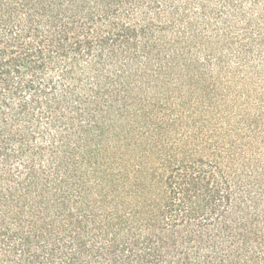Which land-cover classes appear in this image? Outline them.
Masks as SVG:
<instances>
[{
    "label": "trees",
    "instance_id": "1",
    "mask_svg": "<svg viewBox=\"0 0 264 264\" xmlns=\"http://www.w3.org/2000/svg\"><path fill=\"white\" fill-rule=\"evenodd\" d=\"M0 264H264V0H0Z\"/></svg>",
    "mask_w": 264,
    "mask_h": 264
}]
</instances>
